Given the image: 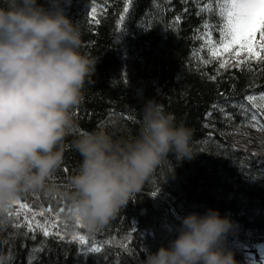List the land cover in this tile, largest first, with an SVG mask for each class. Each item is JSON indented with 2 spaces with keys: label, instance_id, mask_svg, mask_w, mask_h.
Segmentation results:
<instances>
[{
  "label": "trees",
  "instance_id": "16d2710c",
  "mask_svg": "<svg viewBox=\"0 0 264 264\" xmlns=\"http://www.w3.org/2000/svg\"><path fill=\"white\" fill-rule=\"evenodd\" d=\"M10 2L0 0V6ZM39 2L47 6L50 0ZM62 3L81 30L80 50L97 63L82 101L72 109L74 123L64 140L62 165L48 178V186L24 193L9 210L12 224H30L33 230L5 225L0 231L3 264H29L30 257L32 264H142L147 249L155 251L176 235L181 217L209 207L235 222L226 238L235 264H264L251 260L246 250L264 240V137L255 136L250 146L233 134L246 126L264 128V60L250 58L237 45L224 50L216 0H131L127 13L126 0ZM148 98L194 130L198 154L180 162L170 154L140 192L95 231L77 221L70 224L63 193L82 160L74 141L97 127L116 138L135 136ZM8 212L0 215L7 220ZM37 222L66 238L45 237ZM73 235L86 236L88 243L71 241ZM102 243L99 253L84 251Z\"/></svg>",
  "mask_w": 264,
  "mask_h": 264
},
{
  "label": "clouds",
  "instance_id": "9594fccd",
  "mask_svg": "<svg viewBox=\"0 0 264 264\" xmlns=\"http://www.w3.org/2000/svg\"><path fill=\"white\" fill-rule=\"evenodd\" d=\"M82 33L62 0H11L0 6V214L31 190L48 186L62 165L72 109L97 60L82 52ZM135 136L85 130L74 147L82 157L69 177V223L95 231L123 209L161 162L194 158V130L178 123L155 98L143 101ZM174 168L172 169V172ZM235 222L218 209L180 218L176 235L142 264H235L226 238Z\"/></svg>",
  "mask_w": 264,
  "mask_h": 264
},
{
  "label": "snow or ice",
  "instance_id": "6c2138e0",
  "mask_svg": "<svg viewBox=\"0 0 264 264\" xmlns=\"http://www.w3.org/2000/svg\"><path fill=\"white\" fill-rule=\"evenodd\" d=\"M171 2V0H169ZM185 3L188 0H184ZM131 3V0H126L124 13L128 12V4ZM196 3H200V0H196ZM216 3L220 5L219 7V16L223 21V29H222V36L223 39L220 43L223 44L224 50L227 51L234 45H240L241 50L247 51L249 53V57L252 59H261L264 60V57L261 56L260 51H256L257 45L261 50H264V43L260 41H256L254 43L253 38L255 37L256 33L259 32L261 36V41H264V0H216ZM187 8L184 9L187 12ZM93 13H95L96 9L93 8ZM202 11V10H201ZM198 15L201 14L200 11L197 12ZM124 15L121 14L120 20L123 21ZM181 17L179 15L175 16V21H179ZM96 23H99V20H95ZM204 27L207 29L208 25L205 24ZM215 55V53L213 54ZM225 65L223 62L220 64V68H223ZM209 79L215 80V76L209 77ZM264 98V97H262ZM217 105H213V108H216ZM207 115H211L208 113ZM255 119V117H253ZM67 169H65L66 171ZM153 196L156 193H152ZM19 199L15 201L14 204L19 203ZM23 207H27L23 205ZM50 211V209H49ZM63 211V209H61ZM44 213H39V215H43ZM14 214L12 212H8V219L0 215V231L4 230L5 225H10L15 229H19L20 227L27 226L30 231H32V226L22 225L20 223L12 224L11 218ZM37 215V213H32L33 218ZM77 224L81 227H84L78 220ZM36 227L43 231V235L48 237L50 235L57 236L58 239H65V235L60 233L51 232L48 228L44 225L39 224L37 222ZM55 227V225H53ZM26 236L27 233H24ZM32 239H35V235L32 236ZM71 241L79 240L82 244L88 243V238L84 235H73ZM112 241H109L111 243ZM121 247H126L123 243ZM43 248L34 249V251H42ZM103 250V243L100 246H96L93 244L91 247H87L84 251L87 252H96L99 253ZM9 259H11V253L9 255ZM32 259L34 257H30L29 264H32ZM0 264H3V257L0 256Z\"/></svg>",
  "mask_w": 264,
  "mask_h": 264
},
{
  "label": "rangeland",
  "instance_id": "374dc122",
  "mask_svg": "<svg viewBox=\"0 0 264 264\" xmlns=\"http://www.w3.org/2000/svg\"><path fill=\"white\" fill-rule=\"evenodd\" d=\"M253 41H254V43L256 42V41H260L261 43L263 42V41H261V36H260V33L259 32H257L256 33V35H255V37L253 38ZM237 47H239V49H241L240 48V45H237ZM256 51H260V53H262V50L259 48V46L257 45V47H256ZM235 54V53H234ZM231 57V56H230ZM229 57V58H230ZM237 58H239V56H237ZM235 58H234V56L231 58V59H229L228 61H230V62H232L233 60H234ZM247 127V129L245 128V130L244 131H240V132H234L233 134H234V136L237 138V139H239V140H241V142L242 143H244V144H247V145H252L251 144V142H256L257 140L255 139V136H259V137H264V128H260V127H258V128H254V127H249V126H246ZM232 134V135H233ZM255 139V140H254ZM17 206V204H14L13 206H12V208L11 209H13V208H15ZM264 243V242H263ZM254 244H256V242L255 243H253L252 245L250 244V246H247V248H246V250H247V255H248V257L251 259V260H255L254 258H257V259H259L258 257L260 256V253H261V251L264 249V247L262 248V249H259V248H257L256 249V253H253L251 250H253L255 247H254ZM259 262V261H258ZM261 262H263L264 263V256H263V261H261Z\"/></svg>",
  "mask_w": 264,
  "mask_h": 264
},
{
  "label": "flooded vegetation",
  "instance_id": "af4514ba",
  "mask_svg": "<svg viewBox=\"0 0 264 264\" xmlns=\"http://www.w3.org/2000/svg\"><path fill=\"white\" fill-rule=\"evenodd\" d=\"M263 242H264V240H260V241L256 242L257 245L254 244L255 248L253 249V251H255V253L257 252L256 251L257 248L262 249L264 247ZM258 258L259 259L254 258L255 259L254 261H259V262L263 261V259H261L260 256Z\"/></svg>",
  "mask_w": 264,
  "mask_h": 264
},
{
  "label": "water",
  "instance_id": "95a60500",
  "mask_svg": "<svg viewBox=\"0 0 264 264\" xmlns=\"http://www.w3.org/2000/svg\"><path fill=\"white\" fill-rule=\"evenodd\" d=\"M255 245H257V244H255ZM263 245H264V243H263ZM253 253H255V251H253V250H251ZM263 256H264V249L261 251V253H260V258L261 259H263Z\"/></svg>",
  "mask_w": 264,
  "mask_h": 264
}]
</instances>
